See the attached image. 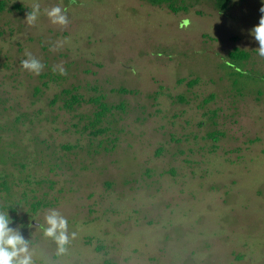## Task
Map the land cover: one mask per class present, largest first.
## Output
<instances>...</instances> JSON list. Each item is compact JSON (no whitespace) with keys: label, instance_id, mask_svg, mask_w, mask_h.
I'll list each match as a JSON object with an SVG mask.
<instances>
[{"label":"rangeland","instance_id":"1","mask_svg":"<svg viewBox=\"0 0 264 264\" xmlns=\"http://www.w3.org/2000/svg\"><path fill=\"white\" fill-rule=\"evenodd\" d=\"M7 1L0 171L13 187L0 212L22 227L33 264H264V56L250 31L262 0L226 13L215 0L177 12L147 0ZM56 6L67 23L48 17ZM234 47L251 51L249 76L222 65ZM29 55L38 73L22 67ZM65 88L124 107L94 126L95 104L54 101ZM52 210L67 221L63 251L44 235Z\"/></svg>","mask_w":264,"mask_h":264},{"label":"clouds","instance_id":"2","mask_svg":"<svg viewBox=\"0 0 264 264\" xmlns=\"http://www.w3.org/2000/svg\"><path fill=\"white\" fill-rule=\"evenodd\" d=\"M264 5V0H262ZM261 16L259 23L255 25L250 31L255 41L258 42V55L264 56V6L260 8ZM39 13V6L37 5L33 10L29 11L26 19L31 24L37 19ZM47 15L52 23L65 24L67 23L66 14L61 7H52L47 10ZM24 69L39 72L42 64L35 58L29 55L28 59L22 61ZM46 226L43 227L44 235L53 238L61 245L66 243L68 237L67 221L57 211H50L46 217ZM13 218L8 213L0 212V264H33V252L30 250L29 241L23 235L22 227H13Z\"/></svg>","mask_w":264,"mask_h":264},{"label":"trees","instance_id":"3","mask_svg":"<svg viewBox=\"0 0 264 264\" xmlns=\"http://www.w3.org/2000/svg\"><path fill=\"white\" fill-rule=\"evenodd\" d=\"M147 1L155 5H162V6L166 5L167 7H169L171 10L175 12L181 9H188L187 0H147ZM232 1L233 0H215V6L219 11L226 13L230 9ZM7 6H8L7 0H0V11L5 10ZM12 7L20 11H23L26 9L24 5L20 3H15L12 5ZM251 57H252L251 51L241 49L240 47H234V49L229 51L228 56L225 58L226 60H224L222 65L226 68L227 67L232 68L234 73L241 74L244 76H249V73L250 72L253 73V71L247 68L246 70H244L245 68L242 66L245 65V62H247ZM261 77L264 79V76H261ZM195 82H196L195 80L193 81L190 80L189 84L193 85ZM117 90L121 92L128 91V89L124 87H121ZM99 93L100 94L92 95L90 98H85L83 97L82 94L75 93L70 88H65L60 94H56L54 101H56L58 98L62 96V98L64 99V106L69 109H73L76 104H82L83 102H89V103L95 104V106H97V109L94 112V116L91 117V120L94 119L92 123H95L94 124L95 126L97 123L101 122L102 119L106 116V114L112 109L118 108V107H124V103H120L118 105H110L106 101L105 95L102 92H99ZM21 118H22L21 115L17 116L16 121L20 120ZM101 132L104 133L105 128H97L96 130L92 131V134H99ZM210 135H212L213 137H217V133L215 131H212ZM0 140H1V135H0ZM114 141L115 140H113L112 142L115 147ZM15 144L16 142L15 143L13 142L12 145H10V147L12 148V146H15ZM75 146L76 145H73V144H62V147L67 150H72L73 148H75ZM11 150L12 149L7 151V152H10V155H14L18 153L17 150L12 151V152ZM2 161L4 160L2 159ZM21 165L25 166V164L23 163H21ZM12 187L13 186L8 178V175L5 172L0 171V190H1L0 192H4L3 189L7 192L8 196L5 193L4 194L5 198H8L9 195L12 194L11 193ZM42 205H46V203L42 200L33 202L32 210L37 211L40 207H42ZM11 208L15 210L13 206H11Z\"/></svg>","mask_w":264,"mask_h":264}]
</instances>
